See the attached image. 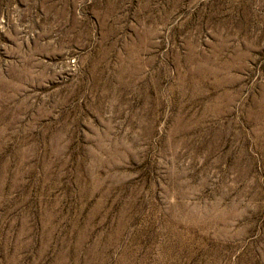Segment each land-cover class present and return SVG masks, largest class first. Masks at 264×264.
I'll return each instance as SVG.
<instances>
[{
  "label": "rangeland",
  "instance_id": "rangeland-1",
  "mask_svg": "<svg viewBox=\"0 0 264 264\" xmlns=\"http://www.w3.org/2000/svg\"><path fill=\"white\" fill-rule=\"evenodd\" d=\"M0 264H264V0H0Z\"/></svg>",
  "mask_w": 264,
  "mask_h": 264
}]
</instances>
